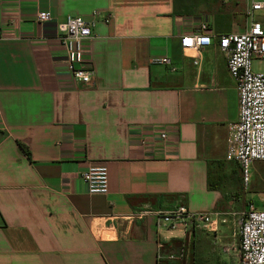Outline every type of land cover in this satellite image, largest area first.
<instances>
[{
    "label": "crops",
    "instance_id": "crops-1",
    "mask_svg": "<svg viewBox=\"0 0 264 264\" xmlns=\"http://www.w3.org/2000/svg\"><path fill=\"white\" fill-rule=\"evenodd\" d=\"M253 1L0 0V264H239L221 252L239 246L242 182L225 159L238 94L217 40L247 29ZM68 16L93 23L86 86L65 70L57 24ZM204 24L212 44L183 52ZM162 58L174 72L152 63ZM98 165L106 195L80 178ZM177 206L237 215L213 231L133 218Z\"/></svg>",
    "mask_w": 264,
    "mask_h": 264
},
{
    "label": "built area",
    "instance_id": "built-area-1",
    "mask_svg": "<svg viewBox=\"0 0 264 264\" xmlns=\"http://www.w3.org/2000/svg\"><path fill=\"white\" fill-rule=\"evenodd\" d=\"M248 21L247 29L241 34L224 35L218 38L217 48L226 55L227 71L235 82L238 94V117L227 126L225 141V159L237 163L241 172V182L247 189L251 180V168L256 162H264V72H255L253 60H264V0L253 1L245 11ZM39 24L52 21L49 12L36 15ZM105 23L109 19L104 20ZM201 32L183 36L180 47L183 52L199 53L212 44L206 33V25H201ZM58 41L64 53L65 70L74 87L89 85L94 70L87 56L86 44L93 39V23L81 17L68 16L64 22L57 24ZM153 64L168 66L172 72L175 68L167 58L154 59ZM161 141L167 136L159 133ZM80 178L88 194L106 195L108 193V170L106 165L90 166L81 173ZM153 213L158 225L167 230L187 229L201 226L213 231L215 226L225 224L228 217H235L233 211L216 213V219L206 214H193L184 206L168 210H138L133 218L142 220ZM239 215V246H223L221 252L229 255L235 253L239 264H264V198L261 207L249 203ZM162 248L158 244V250ZM183 248L177 255L168 259H181ZM161 259V256H158Z\"/></svg>",
    "mask_w": 264,
    "mask_h": 264
},
{
    "label": "rangeland",
    "instance_id": "rangeland-1",
    "mask_svg": "<svg viewBox=\"0 0 264 264\" xmlns=\"http://www.w3.org/2000/svg\"><path fill=\"white\" fill-rule=\"evenodd\" d=\"M255 72H264V60H253ZM240 171V169H239ZM252 180L247 189L242 188L234 192L239 200L235 201L236 210L244 212L249 203L255 207H260L264 198V162H256L251 168ZM245 208V209H244Z\"/></svg>",
    "mask_w": 264,
    "mask_h": 264
},
{
    "label": "trees",
    "instance_id": "trees-1",
    "mask_svg": "<svg viewBox=\"0 0 264 264\" xmlns=\"http://www.w3.org/2000/svg\"><path fill=\"white\" fill-rule=\"evenodd\" d=\"M23 151L26 153V155H28V150L26 149V147L22 146ZM217 182L215 181V179L211 180L209 178V174H208V180H207V187L209 190H216V186H217Z\"/></svg>",
    "mask_w": 264,
    "mask_h": 264
}]
</instances>
